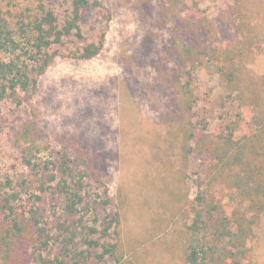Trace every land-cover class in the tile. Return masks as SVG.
<instances>
[{
	"label": "trees",
	"instance_id": "16d2710c",
	"mask_svg": "<svg viewBox=\"0 0 264 264\" xmlns=\"http://www.w3.org/2000/svg\"><path fill=\"white\" fill-rule=\"evenodd\" d=\"M169 1L176 26L167 59L158 65L173 104L169 139L181 149L185 169L192 160L200 163L202 178L186 263L257 264L255 243L264 224V77L256 80L248 60L259 37L233 19L238 8L227 20L223 14L210 20L197 4ZM111 18L100 0H0V103L15 98L22 104L21 93L31 97L64 52L80 61L99 56L106 35L97 36L96 23ZM189 65L211 66L223 82L230 106L218 132L199 112ZM40 137L30 131L25 138L27 174L0 190V264H135L112 241L120 212L99 156L66 147L36 153Z\"/></svg>",
	"mask_w": 264,
	"mask_h": 264
},
{
	"label": "rangeland",
	"instance_id": "374dc122",
	"mask_svg": "<svg viewBox=\"0 0 264 264\" xmlns=\"http://www.w3.org/2000/svg\"><path fill=\"white\" fill-rule=\"evenodd\" d=\"M100 1L112 14L110 22L96 23L97 36L106 35L101 54L80 61L64 52L31 97L21 93L22 104L15 98L0 103V190L10 189V183L18 185L27 174L23 151L30 131L42 134L36 153L62 147L95 153L115 209L120 212V225L112 229V241L120 245L126 259L135 264H187L189 228L195 210L201 208L202 178L200 163L192 160L185 169L181 149L169 139L167 114L173 104L160 80V68L176 26L171 3ZM183 1L187 7L197 4L202 17L210 20L221 14L227 20L231 8L240 10L233 11V19L253 28L259 37L248 63L262 83L264 0ZM95 37L92 34L89 40L95 41ZM222 39L220 36L215 45ZM187 71L195 75L200 114L209 123L208 129L218 132L230 106L219 74L211 66L189 65ZM250 116L245 111V118ZM224 203L227 209L234 206L228 198ZM254 250L255 262L264 264V224Z\"/></svg>",
	"mask_w": 264,
	"mask_h": 264
}]
</instances>
